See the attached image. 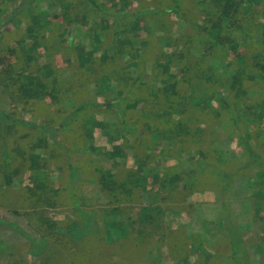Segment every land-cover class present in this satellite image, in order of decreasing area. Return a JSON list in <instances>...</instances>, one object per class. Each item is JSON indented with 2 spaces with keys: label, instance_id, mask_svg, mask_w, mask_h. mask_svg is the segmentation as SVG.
Wrapping results in <instances>:
<instances>
[{
  "label": "trees",
  "instance_id": "obj_1",
  "mask_svg": "<svg viewBox=\"0 0 264 264\" xmlns=\"http://www.w3.org/2000/svg\"><path fill=\"white\" fill-rule=\"evenodd\" d=\"M34 1L45 2L47 9L40 10L42 6L33 5ZM53 5L57 10L51 17ZM0 11V37L8 25L18 29L24 18L39 28H30L13 39L16 43L7 41L0 48V100L7 99L14 107L11 113L0 109V117L6 122L0 129L4 171L16 169L10 164L14 159L7 143L18 129H25L23 138L30 132L26 129L31 123L16 114L18 109L33 114L39 106L46 113L41 129L48 128L51 134L45 142L50 138L55 141L66 132L77 136L73 155H101L102 150L93 143L95 129L111 139L114 152H107L112 158L106 159L107 166L94 178H86L82 162L67 161V178L59 182L61 188L54 193L51 187L58 182L55 185L52 179L49 181L50 166L39 164L43 168L36 170V184L27 189V201L34 204L35 212L39 207H61L58 201L62 196L71 206L61 220L56 218L60 214L57 212L48 219L36 215L41 237L29 238L32 255L46 256L55 249L53 252L61 256L52 254L46 261L82 264L93 258L91 252H96L102 242L106 248L124 254L119 260L108 259L106 264H159L165 257V246L167 255L179 264H252L257 262L251 259L253 248L259 256L258 264H264V0H122L112 9L103 0H0ZM89 16L94 20L89 21ZM57 17L61 24L54 22ZM82 17L92 25L93 47L88 51L82 46L85 54L74 45L68 46L56 33L66 34L72 19ZM180 23L183 26L177 34ZM143 30L148 34H139L142 40L135 49L131 37ZM158 31L162 37L172 38V48L158 46ZM202 39L206 43L203 47L197 45ZM97 42L104 46H94ZM69 54L74 60L66 59L67 64L59 67L57 59ZM146 56L153 61L150 73L144 70ZM214 60L224 65L222 71L215 67ZM67 69L75 76L72 83L60 80L61 71ZM65 91L74 94L70 111L59 108ZM85 94H89L86 100ZM100 95H105L106 103L95 101ZM134 109H139L137 120L129 116ZM106 111L117 121L109 122L103 115ZM232 131L245 150V159L237 166L225 164L226 156L220 148L229 142L223 133L229 138ZM166 141L170 147L152 152ZM140 144L145 150L142 154L151 151L158 157L164 175L149 169L150 159L142 158L134 166L120 162L124 146L135 151ZM120 145L121 151L116 154ZM191 151H195V160L182 156H190ZM174 155L180 157V164L166 167V158ZM253 164L259 174L249 182L255 189L247 204L254 222L251 227L246 225L244 230L236 210L224 200L210 205L205 229L191 232V220L178 221L189 206L173 200V191L189 174L197 178L187 195L199 190V183L204 182L209 191L223 194L238 173ZM87 182L106 198V205L97 206L81 193ZM144 196L150 203L133 208ZM177 206V218L169 220L167 209ZM69 213L80 218L82 227L98 215L103 222L91 237L73 242L72 258L67 254L62 257L66 238L72 234ZM0 225L29 236L7 220L0 219ZM194 253L198 260L190 263Z\"/></svg>",
  "mask_w": 264,
  "mask_h": 264
},
{
  "label": "rangeland",
  "instance_id": "obj_2",
  "mask_svg": "<svg viewBox=\"0 0 264 264\" xmlns=\"http://www.w3.org/2000/svg\"><path fill=\"white\" fill-rule=\"evenodd\" d=\"M122 0H103V2L110 8H116L121 5ZM149 2V0H148ZM33 5L36 6H42L40 10H46V4L45 2L38 3V1H34ZM67 6L69 4L67 3ZM3 7V5H2ZM5 8V7H3ZM50 16L53 17L56 15L54 12L57 10V6H50ZM87 9L80 11L79 13L85 12ZM78 13V12H77ZM1 14V11H0ZM21 15V14H20ZM87 15V14H86ZM25 17V16H23ZM84 17V16H83ZM83 17L80 20H76L75 18L72 19L71 23L68 25L67 33L64 35H61L60 32L57 30V35L61 36L60 39H65L66 42H68V46L74 45V47H77V50L80 51L82 54H85V50L82 46H86L87 50H92V39L90 38V28H92V25H87L83 19ZM55 21H59V24L62 22L57 17L53 19ZM94 17L89 16V21H93ZM31 19H22V23L19 26V28L13 27V25H8V28H4L5 31L2 33V37H0V48H3L5 45V42L9 41L12 44L16 43L14 41L15 39L22 37L25 35V33L28 32L30 28H38L34 22L30 25ZM94 24V22H92ZM183 26L182 23L179 24V26L175 29V32L179 34L181 32V27ZM39 29V28H38ZM58 29V27H57ZM92 34V32H91ZM139 34H143L146 36L148 34L147 30L140 31L138 33H135L133 35L132 41L135 43V49H138V44L141 42L142 37L139 36ZM157 41L156 43L158 46H162L163 48L170 49L174 45V41H172L170 36L162 37L160 35V31L157 33ZM92 36V35H91ZM124 36V35H123ZM15 38V39H14ZM108 40H111L112 37H106ZM8 39V40H7ZM14 39V40H13ZM21 43V45L24 42H17ZM81 45V46H79ZM102 42L94 43V46L102 47ZM198 46H205L206 43L204 42V39L199 41L197 44ZM104 46V45H103ZM74 60L73 54L60 56L58 60V66L63 67L65 64H67L68 60ZM72 60V61H73ZM43 61V60H42ZM162 61V60H160ZM143 62H145L144 70L145 72L150 73L151 68L153 66V61H151L150 56H146L143 58ZM215 63V67H219L222 71V67L224 68V65L217 60L212 61ZM41 63V62H40ZM75 76L72 72V70H64L60 73V80L63 82H74ZM70 83L68 85H70ZM71 90V88H69ZM264 89V88H263ZM73 91V90H71ZM89 94H85L83 97L84 100H86ZM73 99L74 94L71 92H66L63 95L60 103L59 108L61 110H71L73 108ZM96 102L98 103H106L105 95H100L97 98H94ZM42 106H40L41 108ZM12 108L13 106L10 105V103L7 101V99L0 100V109H3L4 112L11 113L13 112ZM140 108V107H139ZM43 110L39 109V106L34 109L33 114H29L27 112H22L19 109L16 111L17 115H21L25 117V120L30 122V125H27L28 128L26 130H30V132L26 135V137L23 138V131L24 128H21V130H17L16 134L13 136L14 139H10V142L7 143V148L12 154L14 162L10 160V164L12 165V168L16 167V169L19 168V172L15 173V168L12 169V171H4L3 166L1 165V161L4 159V151L2 148V143H0V219L7 220L8 222L14 224L18 228H21L24 232H26L30 237L39 238L38 229H37V223L34 218H36V215L40 216L41 219H48V216H51V213L57 212L60 213L59 216L56 218L63 219L66 217L67 212L69 211L67 208L68 206H71V202L63 198L59 199V204L61 207L54 208L55 210L51 209L52 207H43L38 209V212H35L36 208H34V204L27 201L28 198V192L27 189H33L36 184V170H39L43 167H40L39 164L44 162L47 167L50 166L51 170L48 172L49 181L52 179L53 184L57 183L60 184L62 181H65L68 174V166L67 161L74 160L75 162H82L86 168V178H94L95 175L101 171V169L105 168L108 164L106 162V159L110 161V158H112L110 155L107 154V152H112V146H111V139L107 137L104 132L101 129H95L94 130V139L93 143L94 146L97 148H100L101 155L97 156L93 154V156H86V155H76L72 153L73 147L77 143V136L66 132L63 133L60 136H57L58 138L54 141L48 139V142L44 141V138H48L50 136L51 132L49 129H41L43 128V122L46 118V113H42ZM139 109H134L133 112L129 114L132 118L135 120L139 119L140 116L138 114ZM100 115V114H98ZM103 115L107 118L109 122L117 121L115 116L113 114L108 113L107 111L103 113ZM101 116V115H100ZM248 119V118H246ZM119 120V118H118ZM6 124L4 122L3 118L0 117V129ZM35 126V127H34ZM231 126V125H230ZM241 127H244L241 125ZM247 127L252 130L250 127V124H247ZM35 129V131H34ZM232 131V135L228 136L223 133V137L225 136V140L229 141L228 144L220 145V148L223 150V154L226 156L224 161L225 164H228V166H237L240 164V162L244 159L243 155L245 154L244 148L239 145V139L238 134ZM228 139V140H227ZM51 140V141H49ZM119 142H122V140H119ZM118 142V143H119ZM117 143V145H118ZM167 145V146H166ZM166 145L163 144L161 147H157L155 153L160 152L161 150H164L163 147H170V144L166 141ZM40 146V147H37ZM142 145H138L137 150H133L130 148H126L124 146V150L120 152L119 157L123 158L120 160V162H124L125 164H128L130 166H134L135 164L139 163L142 158L148 160L150 159L151 162L148 163L149 169H152L155 171V174H159L160 176L165 174V171L160 168V165H158V157H154L153 153L151 151H147L145 154H142V151H145L144 148L141 147ZM195 145H191V147H194ZM127 149V150H126ZM132 149V150H130ZM121 151V145L116 147L115 152ZM116 152V154H117ZM195 151H191L190 156H187V154H183L182 156L187 160H195ZM167 156V155H166ZM180 157L178 156H170V158H166L167 161L165 162L166 167H173L178 166L180 164ZM227 158V161H226ZM38 160V162H37ZM221 160V158H220ZM143 161V160H142ZM141 164V163H140ZM144 165H146L144 163ZM163 168V165H161ZM157 167V168H156ZM189 167H193L190 165ZM45 169V168H44ZM160 169V170H159ZM185 169H188L187 165L185 166ZM259 174V168L256 164H253L250 167H247L243 172H239L238 175L233 179L231 188L226 191V193L218 194L215 191H209L207 189L206 183H199L200 187L199 190L195 191L192 194H188L190 190H193V185L196 184V176H191L189 174V177L185 179V182H179L180 184L179 188H176L175 191H173V200H176V202H182V204H186V206H189L186 209L185 214H182V219H179L178 221L185 223V221L191 220V226H189V230L191 232H197L201 229H205L207 227V222L205 221V218L208 214L210 205L216 204L220 200L228 201L231 203V207L236 210V215L239 218L240 226L243 227L245 230V226L251 227L253 225V221L249 217L250 216V208L247 206V204L251 203V198L249 197L251 194H253V191L255 190L253 187L250 186L249 182H254L256 178H258ZM60 182V183H59ZM249 183V185H248ZM51 187V189L54 191H58L61 188V184ZM56 185V184H55ZM186 186L188 188H186ZM190 186H192L190 188ZM198 188V187H196ZM194 188V189H196ZM81 193L87 197L90 198L93 203L98 205H106V198L102 196L99 192V190L96 189V187L87 182L83 185L81 189ZM249 197V198H248ZM246 202V204H245ZM150 203L149 197L144 196V198L141 199V201H138V203L133 205V208L135 209L140 208L142 205H148ZM167 208V207H166ZM177 207H170L168 208V217L169 220L176 219L178 216V210ZM50 209V210H49ZM182 212V213H183ZM54 214V213H53ZM100 216V215H98ZM97 217H92L88 221V226L82 227L80 223V218L76 215L70 214L68 215V218L72 221L70 222L72 234L69 233V236H67V243H65L64 247V255L62 257H65V254L69 258H72V255L75 253V247L73 246V242H78L80 240H83L84 238H89L94 234L93 232L96 231V229L99 230L101 226H103V222H101V219H98ZM171 218V219H170ZM87 224V221H86ZM119 225V224H117ZM174 226V224H173ZM250 237V235L248 236ZM94 238V237H92ZM91 238V239H92ZM211 238V237H210ZM258 238V236H256ZM28 239L24 236L23 233L20 231L14 229L13 227H7L0 225V264H74L73 261L69 260L68 262L64 263L63 260H51L46 261V257L52 256V254L59 256L56 252V250H50L46 256H40L36 257L32 255L29 251V244ZM99 248H95L97 251L91 252L93 253V258L88 260L87 262H82V264H106V261L108 259L113 260H119L121 258V254L118 251L112 250L111 247L107 248L102 245V242H99ZM166 247V246H165ZM164 247V256L161 257L159 264H179L177 260H172L170 258V255L168 254L167 249ZM106 248V249H104ZM255 248H253L254 251ZM251 252V259L257 260V262H252V264H258L259 256L255 255V252ZM114 254H117L114 255ZM124 255V254H123ZM190 263L197 261V253H194V255L190 258ZM77 264V263H75Z\"/></svg>",
  "mask_w": 264,
  "mask_h": 264
},
{
  "label": "crops",
  "instance_id": "obj_3",
  "mask_svg": "<svg viewBox=\"0 0 264 264\" xmlns=\"http://www.w3.org/2000/svg\"><path fill=\"white\" fill-rule=\"evenodd\" d=\"M24 236H25V235H24ZM25 237H26V236H25ZM26 238L29 240L28 243H30V239H29V238H31V237L27 236Z\"/></svg>",
  "mask_w": 264,
  "mask_h": 264
}]
</instances>
